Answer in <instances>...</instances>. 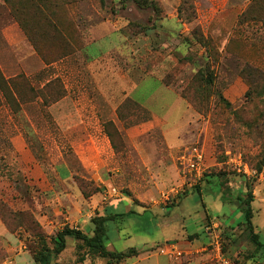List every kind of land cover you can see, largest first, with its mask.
<instances>
[{
	"label": "rangeland",
	"instance_id": "1",
	"mask_svg": "<svg viewBox=\"0 0 264 264\" xmlns=\"http://www.w3.org/2000/svg\"><path fill=\"white\" fill-rule=\"evenodd\" d=\"M152 1L158 8H142L134 0H11L10 4L0 0L4 76L24 75L36 87L60 78L67 90L66 99L52 110L41 98L23 104L18 114L6 103L0 109V264H35L43 231L51 238L71 227L61 224L66 218L77 221L75 206L82 197L76 181L96 183L84 164L91 160L99 165L100 156L107 158L105 175L117 181L119 189L111 188L112 198L103 196L107 188L102 189L96 203L107 206L131 197L135 204L124 221L109 223L110 249L155 247L148 250L154 264L157 260L160 264H223L222 260L264 264V251H258L249 238L237 201L247 196L248 186L254 196L253 224L264 244V0L244 4L194 0L195 18L187 6L180 14L182 0ZM14 9H19L22 25ZM12 25L19 26L33 48L26 55L37 54L47 66L33 58L22 60V47H11L4 33ZM54 27L64 31L67 42L42 43L40 35L48 31L51 36ZM115 35L120 36L119 43L113 41ZM31 37L49 60L37 51ZM95 37L101 42L87 54ZM100 50L104 60H91ZM149 77L162 79L181 100L182 107L171 118L186 125L177 162L183 177L179 193L173 188L133 193L125 177L116 179L118 165L127 158V145L105 142L104 126L113 123L117 114L121 128L128 127L132 117L141 124L152 119L142 105L123 102L122 94ZM116 90L108 103L105 94ZM142 142L149 143L146 150L151 156L163 152L161 130ZM194 147L205 154L201 178L185 170L181 160ZM143 163L140 157L135 189L153 180ZM59 168H70L74 180H61ZM177 202L180 208L174 207ZM140 204L152 209L143 210ZM92 214H99L98 209ZM78 222L74 229L93 230L89 217ZM182 227L189 235L185 241L178 238ZM215 236L221 244L220 256ZM74 242L78 246V241L69 239L61 262L58 257L53 264H85L99 258L78 254L77 246L74 252ZM173 246L184 253L179 260L167 255ZM134 257L120 264H133Z\"/></svg>",
	"mask_w": 264,
	"mask_h": 264
},
{
	"label": "crops",
	"instance_id": "2",
	"mask_svg": "<svg viewBox=\"0 0 264 264\" xmlns=\"http://www.w3.org/2000/svg\"><path fill=\"white\" fill-rule=\"evenodd\" d=\"M234 0H231V3H233ZM241 1V3H246L250 2L251 0H236ZM102 28V27H101ZM99 28V29H101ZM7 40L9 41L11 47H22L20 49L23 55L22 60H29L30 58H33V60H39L41 61L42 59L36 54V56L32 53L31 55H26V52L29 51V49L33 48L31 45L27 42L26 35L23 33V31L19 28V26L12 25L9 27L7 30L4 31ZM115 42L119 43L120 42V36L115 35L114 40ZM101 42L98 40L97 37L94 38L93 41L89 43V47L87 50L90 52V49ZM86 54V52H85ZM22 55V54H21ZM63 60H71V58H66ZM91 60H104L103 57V50H100V53L98 56L92 58ZM44 65L45 62L41 61ZM58 64V62L53 63L54 67ZM47 66V65H46ZM58 77V76H57ZM150 84V88H146V85ZM143 89L144 94L141 93V90ZM147 91V92H146ZM118 91H109L105 94V98L108 103H111V98H114ZM124 93L125 99L123 102L126 100H130L132 102L137 103L138 105H142L150 114L152 119L145 122V123H139L138 118L134 121V117H132L131 123L128 124V127L126 128H121L119 127V122L121 120L119 119V116L117 114L116 118H113L112 121L113 123L117 126L118 130L121 131V133H124L125 136H123L125 144L128 147V153H127V158L122 159L124 162L122 165H118V175H116V179H120L121 177H125L124 183L128 184L127 186L131 187V191L134 193H143V192H154L157 193L159 191H165L166 189H171L172 191L176 190V193H179L180 190L178 188L182 187L183 183V177L181 176L180 170L178 168V153L180 148L184 145V141L181 138V133H183L186 129V125H184V122L181 120L178 122H172L171 118H173L174 114L177 113V109L182 107L181 100L179 95L174 92L173 90L169 89L167 86H165L164 82L160 78L156 77H149L145 80H143L141 83H137L132 85L130 88H128L126 91L122 92ZM159 99H158V98ZM154 98L155 100H151ZM66 99V98H64ZM62 99L61 101L51 105V110L54 109L55 107H59L60 103L64 100ZM157 99V100H156ZM116 107V109H118ZM182 110L184 108H181ZM117 113V111H116ZM161 130V133L163 135L164 139V149L163 152H156L154 156H151L148 154V150H146L147 147V142H142L143 140L146 139V136H150L151 132L153 131H158ZM104 138L106 144L109 146L111 145V140L108 134L105 131V126H104ZM111 147V146H110ZM112 148V147H111ZM107 151L109 149L107 148ZM146 154H145V153ZM117 156V155H116ZM118 157V156H117ZM140 157L144 161V168L149 171V176L153 178V180L150 181H145L147 184L141 188L135 189L137 185V180L139 179V159ZM118 161V159H117ZM126 161V162H125ZM87 164H84V167H88L90 173H93V177L99 187L102 189L107 188V192H105V195L103 193L96 195L92 197L91 199H86L82 194L81 197L82 199L79 200L78 206L76 208L77 213V218L73 222H70L71 218L68 217L66 218V221H63L61 224H70L71 227L74 228L73 224L74 223H80L78 221L82 222V218H87L92 219L95 217L92 214V209H98L100 215H106V214H123L125 215L124 218L119 219L118 221L114 222H121L124 221L126 217H128L130 214H132L133 207L135 204L131 202V197H125L122 199L115 200L110 203V205L104 206V205H99L96 203V200L98 199L99 196H111V188L114 187L119 189L118 184L116 183L117 181L108 178L107 175H105V170L107 169V158L104 159L103 156H100L99 158V165L94 164L91 160L87 162ZM124 165V166H123ZM92 167V168H91ZM67 169V170H66ZM59 168L58 175L60 176L61 180L63 181H68L69 179L74 180V173L70 168ZM144 169V170H145ZM145 170V171H146ZM96 171V172H95ZM124 171V172H123ZM102 174H101V173ZM97 173H100L99 176H97ZM152 182L153 184H151ZM75 183V182H74ZM71 185V184H70ZM77 185V184H76ZM71 189H73L72 186H70ZM140 187V186H139ZM78 191L80 192L78 186H77ZM108 194V195H107ZM138 196V195H137ZM140 203H143L144 197L139 196L138 197ZM131 205L129 206L128 203ZM95 203V204H94ZM181 202H177V204L174 206L175 208H180ZM142 204L137 205L138 207L142 208L143 210H151L152 208H144L141 207ZM87 214L85 215V213ZM62 221V220H61ZM68 221L70 223H68ZM111 222V223H113ZM59 223V222H58ZM57 223V224H58ZM64 228V227H63ZM62 228V229H63ZM60 229V230H62ZM79 230H82V228H77ZM183 231L181 232L180 236L178 237L179 240H182V238L185 239L189 236L186 228L182 227L181 228ZM87 231H90V233L85 232L86 234L91 235L92 233V228H88ZM84 232V231H83ZM73 239V238H69ZM69 239H68V246L69 245ZM74 240V239H73ZM110 240V237H109ZM169 241L176 242L178 239H168ZM168 245L171 244H176V243H167ZM167 245V246H168ZM76 243H73V250L75 252L76 249ZM154 246V245H153ZM107 248L109 251H115L110 249V242L108 241ZM114 248V247H112ZM155 247H151L148 249H136L139 251V255L134 257L135 260H137L133 264H154V262L150 263L152 261L153 256L149 255V249H153ZM66 251V250H65ZM65 251L60 255L61 257L64 255ZM59 256V259L57 262H61V257ZM133 259V258H132ZM94 263H99V264H106L107 261L106 259L102 258H96L94 261L93 259H89L85 261V264H94ZM126 264V263H125ZM155 264H160V261L157 260V263L155 261Z\"/></svg>",
	"mask_w": 264,
	"mask_h": 264
},
{
	"label": "trees",
	"instance_id": "3",
	"mask_svg": "<svg viewBox=\"0 0 264 264\" xmlns=\"http://www.w3.org/2000/svg\"><path fill=\"white\" fill-rule=\"evenodd\" d=\"M5 1L9 4L11 3V0ZM134 1L138 6L142 8H158L157 4L152 0ZM182 5L183 7L181 6L179 9L180 14L186 12L184 7L187 6L191 12L192 18L196 17L194 0H182ZM14 14L21 23L22 19L20 18L19 9H14ZM52 30L54 33H52L51 36L46 33L48 31H43V35H40L42 43L47 40L52 41V43H55L56 41L61 42L62 40L67 42V38L63 35L64 31L60 27H54ZM31 41L33 42L37 51L40 52L41 55H43L45 60H49L45 54L44 48H41L39 42H36V39L32 37ZM24 89L27 90V92ZM66 95L67 90L60 78L48 79L42 87H36L31 82V80L26 78L24 75H18L15 78L7 79L0 68V109L5 106L6 103L12 113L18 114L21 112V106L25 103H33L41 98L45 105L50 106L64 99ZM126 102L133 103L130 100H127ZM105 131L114 145L122 143L125 144L122 134L119 132L117 126L114 123H106ZM87 181L84 178H81V180L78 178L76 181L81 194L86 199H91L92 197L102 193L101 187L97 186L96 183L91 180ZM196 190L199 192V187H197ZM247 191V196L245 198L237 197V201L239 205H241V209H243L242 218L247 229V234L251 241L256 244L257 250L262 252L264 251V244L261 242L260 235L256 233L253 224L252 203L254 201V196L252 190L248 186ZM222 197L224 199L226 196ZM124 217L125 215L123 214H97L92 219V224L94 227L91 235L69 226H65L51 238L46 234L45 231H43V235L39 236L42 247L37 253H35L34 256L35 264H53L54 260L58 259V257L67 249L69 238H73L74 240L79 242L77 246L78 254H80V252H88V254L91 256L106 259V264H120L122 261L132 256H138L139 252L135 248H131L126 252H112L107 248V244L109 241V223L113 221L116 222ZM48 241L50 242L49 245L47 243Z\"/></svg>",
	"mask_w": 264,
	"mask_h": 264
},
{
	"label": "built area",
	"instance_id": "4",
	"mask_svg": "<svg viewBox=\"0 0 264 264\" xmlns=\"http://www.w3.org/2000/svg\"><path fill=\"white\" fill-rule=\"evenodd\" d=\"M182 164L183 166H186L188 172L190 171L195 172L199 178H201L205 172V168H204V162H205V154L203 151H201L199 148L194 147V148H190L182 157ZM246 171V170H245ZM247 172V171H246ZM208 233H211V227H209L207 229ZM219 238L217 236H215V240H216V251H218L221 255V244L218 240ZM183 252L178 250L175 246L170 247V249L167 252V255L173 257L175 260H179L182 256H183ZM223 264H230L228 261L226 260H222ZM232 264V263H231Z\"/></svg>",
	"mask_w": 264,
	"mask_h": 264
}]
</instances>
